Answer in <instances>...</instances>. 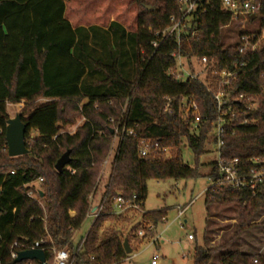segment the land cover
<instances>
[{
  "label": "trees",
  "instance_id": "16d2710c",
  "mask_svg": "<svg viewBox=\"0 0 264 264\" xmlns=\"http://www.w3.org/2000/svg\"><path fill=\"white\" fill-rule=\"evenodd\" d=\"M196 1L189 26L195 33L183 40L180 49L190 69L195 72L194 63L206 57L212 68L209 86L216 90L219 75L239 67V76L227 90L258 96V107L237 117H248L249 122L237 127L235 135L227 134L222 147V156L226 160L238 157L247 172L253 166L252 158H264V43L254 53L239 52L238 44L226 46L222 28L234 20L232 12L223 6V0ZM237 1H251L260 7L261 23L256 31L260 33L264 29V0ZM179 14L177 0H0V264H39L35 260L15 263L12 253L41 239L48 240L44 246L49 264L53 262L51 246L75 254L81 240L74 243L73 234L86 220L90 196L104 178L103 163L120 118L126 119L127 128L134 129L138 137L159 140L174 151L168 159H144L138 153V138L124 135L104 183L110 194L137 195L144 202L151 179L201 175L198 160L211 150L214 140L213 93L198 80L180 82L169 73L176 67L172 56L178 48L175 38L157 49L152 46L153 32L167 29L171 17ZM184 96L194 98L205 117L196 127L185 125L179 116L178 104ZM167 98L172 99L171 112L164 111ZM40 99L56 100L38 106ZM22 101L30 152L11 157L6 143L7 106ZM69 149L72 160L59 173L55 164ZM184 149L196 158L194 167L184 162ZM208 176L218 181L216 161ZM40 178L37 188L29 186ZM28 190H35L36 197L28 196ZM205 193L207 204H238V223L231 241L264 211V190L253 194L217 182ZM112 216L105 213L95 221L74 264L127 260L124 240H139L137 232L131 238L112 229L102 231ZM166 218L165 209L144 212L141 225L157 228ZM154 232L148 231L147 236ZM213 251L197 245L194 264H212ZM217 261L264 264V253L227 249L218 254Z\"/></svg>",
  "mask_w": 264,
  "mask_h": 264
},
{
  "label": "built area",
  "instance_id": "2783aa9c",
  "mask_svg": "<svg viewBox=\"0 0 264 264\" xmlns=\"http://www.w3.org/2000/svg\"><path fill=\"white\" fill-rule=\"evenodd\" d=\"M177 2L180 7L179 16L171 17V25L167 29L153 32L155 38L152 42V46L157 49L171 37L175 38L178 48L172 53V56L176 59V67L170 69L169 73L171 75H175L180 82L198 80L201 83L207 85L209 90L213 93L216 105V120L211 132V137L214 138L213 145L215 152L217 153L216 163L219 172V179L218 181H215L213 177H210L209 179L211 180V184L209 186H213L219 182L222 185H227L231 188L248 189L253 194L262 192L264 190V158H252L251 161L253 166L249 169V171L244 172L238 157L226 160L222 156L224 137L227 134L235 135L237 132V127L240 125H245L249 122L248 117H245L242 120H238L237 117L238 115L248 113L256 109L258 107V96H247L244 94L237 95L227 90L232 82L239 76L241 72L239 67H236L232 71H223L219 75L218 88L216 90H212V88L209 86L211 78L208 77V74L212 68L208 65L206 57H202L198 59L196 63H194L196 67L195 72L190 69L187 59L182 55L180 49L183 40L190 38V36L194 35L195 33V31L192 33L190 32L189 26L190 20L193 17V13L197 7V1L177 0ZM222 3L225 8L232 12L234 20L239 21L240 24H242V30L238 35L237 43L239 52L254 53L260 49L264 43V29L260 33H257L253 30H247L245 25L246 20L254 21L257 18L260 7L251 1L241 3L237 0H223ZM252 15H256L254 20H251ZM213 75H215V71H213ZM261 94L264 95V90L261 92ZM171 102L172 99L167 98L164 109L165 112H171ZM234 102L241 106L244 102L247 104L244 107L234 108ZM178 113L182 122L185 125L191 127H196L203 119H205V117L200 114L197 102L194 100V98L189 96H184L179 101ZM111 120L113 121V119ZM115 132V137L118 138V144L115 148L114 145H112L110 154L103 163V176L108 175L118 145L123 136L126 134L138 138V153L140 157L144 159L157 157H164L168 159L173 155L174 149L169 146L161 145L159 140H154L147 137H138L134 129L127 128L126 119H119L115 126ZM71 172L73 173L74 171ZM42 180L43 179L40 178L39 181L32 182L29 184V186H34L37 188V183ZM27 194L30 197H36L35 190H28ZM93 199L94 193L90 196V209L87 214V218L91 219L92 221L91 227L95 221L105 213H109L113 216L128 215L130 212L142 210L144 204V202L140 200L137 195L127 198L121 192L110 194L109 190L105 189V184L103 185V192L97 204H93ZM183 211L184 209L179 208V216H182L184 213ZM155 229L156 227L153 224L141 225V227H139L137 230L138 239L147 238V232L155 231ZM86 235L81 239L74 255L69 249H58L55 246H51L50 248L53 251L52 264H74L75 255L83 251ZM158 238V235L151 237V239L154 241L153 243H156ZM189 238H193V236L190 235ZM47 241L48 240L46 239H41L40 241L35 242L33 246L26 247L25 249L40 248L45 251L47 247L44 245H46ZM15 245L17 247H21V244L18 242H16ZM17 254L18 252H13L12 257L16 258ZM44 264H49L48 259ZM153 264H156V261H153Z\"/></svg>",
  "mask_w": 264,
  "mask_h": 264
},
{
  "label": "rangeland",
  "instance_id": "374dc122",
  "mask_svg": "<svg viewBox=\"0 0 264 264\" xmlns=\"http://www.w3.org/2000/svg\"><path fill=\"white\" fill-rule=\"evenodd\" d=\"M260 23L259 15L254 21L246 20V29L259 31ZM241 30L242 24L236 20L223 27L224 44L228 47L236 46ZM51 101V99H40L38 106ZM24 106V101L17 104L9 103L7 109L10 118L22 113ZM82 122L83 119L78 123ZM117 144L118 138L115 137L113 139L114 148ZM210 149L198 160L201 175L197 178L151 179L147 182L148 194L142 210L130 212L127 217L107 218L106 226L109 225L112 231L117 229L120 234L132 238L131 235L134 236V233L141 227L144 212L167 210L165 223H161L158 229H155L154 234H149L140 243L132 240L133 251L129 253L127 260L119 264H153V261H156V264H194V251L197 245H206L214 250L212 264H217L218 254L227 249H239L246 253H264V211L254 217L252 225L241 233L240 237L231 241L238 223V204L206 203L205 190L211 184L208 174L211 163L217 160L214 145ZM183 159L190 166L196 165V158L189 149L183 150ZM106 177L105 175L102 179L101 185L106 181ZM178 208L184 209L182 216L178 215ZM91 224V219L86 218L82 227L73 234L74 243L80 241L79 239L88 233ZM157 233L160 235L159 242L153 243L151 237ZM190 235L195 239L190 240ZM227 244H229L228 248L223 249L222 247H226Z\"/></svg>",
  "mask_w": 264,
  "mask_h": 264
},
{
  "label": "water",
  "instance_id": "95a60500",
  "mask_svg": "<svg viewBox=\"0 0 264 264\" xmlns=\"http://www.w3.org/2000/svg\"><path fill=\"white\" fill-rule=\"evenodd\" d=\"M148 8H154L147 5ZM256 15H252L251 20H254ZM27 125L23 121L21 113L16 114L15 117L9 118L6 128V143L8 147V154L11 157H18L28 154V142L26 140ZM71 150H67L56 162L55 169L62 173L65 167L71 162ZM1 193V191H0ZM1 209V208H0ZM127 254L132 252L129 240L126 238L123 244ZM24 260L37 261L40 264H44L47 260L46 253L43 249H25L18 252L15 263H20Z\"/></svg>",
  "mask_w": 264,
  "mask_h": 264
},
{
  "label": "crops",
  "instance_id": "0c3cea01",
  "mask_svg": "<svg viewBox=\"0 0 264 264\" xmlns=\"http://www.w3.org/2000/svg\"><path fill=\"white\" fill-rule=\"evenodd\" d=\"M48 100V99H47ZM52 101L51 102H53V101H55L56 99H51ZM75 131V127L73 128V129H70V133H73ZM105 183V182H104ZM104 183H102V185H101V183L99 184V186H98V188H97V190H96V192L94 193V199H93V204L95 205V204H97V202L100 200V198H101V195H102V192H103V185H104ZM207 190V189H206ZM206 190H205V192H206ZM179 209V208H178ZM71 215H74V212L72 211L71 212ZM178 215H179V213H178ZM117 217H127V215H123V216H117ZM166 220H167V218H166ZM166 220H164V222L163 223H165V221ZM108 229H110L109 228V225H107L106 226V223L104 224V226H103V228H102V231H104V230H108ZM156 229H158V227L156 228ZM116 232H118L119 233V230H115ZM158 232V231H157ZM157 235H158V233H157ZM123 236L124 237H126L124 234H123ZM158 237H160V235H158ZM83 237H81L79 240H81ZM190 240H194L195 239V237L194 238H189ZM133 241H135V242H137V243H140L141 241H143V239H139V240H133ZM79 242V241H78ZM159 242V238H158V241L156 242V243H158ZM130 245H131V243H130ZM131 248H132V246H130ZM132 250H133V248H132Z\"/></svg>",
  "mask_w": 264,
  "mask_h": 264
}]
</instances>
